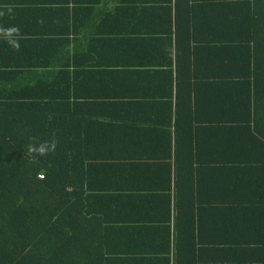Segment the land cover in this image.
<instances>
[{"label":"trees","instance_id":"obj_1","mask_svg":"<svg viewBox=\"0 0 264 264\" xmlns=\"http://www.w3.org/2000/svg\"><path fill=\"white\" fill-rule=\"evenodd\" d=\"M99 1L102 0H20L11 5L0 1V11L6 13L0 17V25L20 30L19 50L0 37V264L124 263L123 258L115 257L114 240L108 237L114 227L104 225L108 224L104 213L92 210L93 189L88 183L95 156L90 148L96 143L89 142L88 135L93 121L84 117L77 104V19L83 11L77 7L89 9ZM111 1L115 7L126 8L125 12H134V20L142 17L137 12L145 7L166 8L169 12L167 28L156 31L166 36L167 43L161 39L164 43H159L158 48L168 45L167 65L171 70L170 42L174 38L180 157L177 171L183 183L190 180L192 188L195 169L190 156L193 150L201 149L203 131L209 137L245 130L249 133L252 102L256 117L258 100L264 98V90L252 92L250 83L252 79L253 88L260 80L264 83V0H235L241 4L229 10L221 6L223 11L214 18L217 24L210 25L211 35L205 47L196 44L194 0ZM20 4L26 6H17ZM8 8L12 9L10 15ZM218 21L222 24L218 25ZM224 22L228 24L224 26ZM131 32L134 38L156 34L140 29ZM220 33L222 37L216 39ZM149 36L141 43L152 45L156 40ZM121 39H115L114 45ZM133 43L135 46L136 39ZM207 60L208 70L215 73L221 68L240 73L227 79L230 81L224 93L220 84L213 82L219 78L197 76L196 71L201 65L206 67ZM201 80L207 81L209 92L208 88L201 91ZM171 95L173 89L169 98ZM202 105L206 109L209 106L207 114L215 118L225 109L231 110L241 115L244 126L227 127L224 132L212 123L207 127L200 118ZM53 134L58 140L54 152L44 157L27 153L33 137L36 142L47 141ZM253 141L254 137L240 142L241 146H252ZM259 144L264 145L263 141ZM180 187L183 188L177 190L176 199L183 223L176 227L178 253L193 246L186 243L190 233L187 212H182L186 203L194 204L193 189L189 193L186 183ZM154 197L136 199L142 203ZM164 228L167 239L169 227Z\"/></svg>","mask_w":264,"mask_h":264},{"label":"crops","instance_id":"obj_2","mask_svg":"<svg viewBox=\"0 0 264 264\" xmlns=\"http://www.w3.org/2000/svg\"><path fill=\"white\" fill-rule=\"evenodd\" d=\"M5 1L11 5L20 0ZM194 1L196 44L205 47L210 25L217 24L214 18L223 11L221 6L229 10L241 2ZM77 9L83 10L77 19V104L84 117L93 121L88 137L89 142L96 143L90 148L95 160L90 163L88 185L93 189L92 210L104 213L108 220L104 225L114 227L108 237L114 240L115 257L123 258V264H264V145L259 144L264 143V98L258 100L256 117L252 102L249 133L245 130L209 137L203 131L201 149L193 150L191 156L186 153L195 169L191 188L190 180L183 183L177 171L180 157L174 38L170 42L171 70L167 65L168 45L158 48L159 43H167L166 36L156 31L167 28L169 12L166 8L145 7L137 12L142 17L134 20V12L115 7L111 0ZM227 24L224 22V26ZM136 29L156 34L134 38L131 30ZM114 30L119 34H113ZM218 34L216 39L222 37ZM148 35L156 40L152 45L141 43ZM118 37L122 39L114 45ZM206 64L199 67L197 76L219 78L210 81L220 84L222 93L230 81L227 79L240 74L223 68L215 73L207 68L209 60ZM199 83L201 91L208 88L209 92L206 80ZM250 83L252 92L264 90L262 80L254 88L252 79ZM204 107L200 108V118L207 127L212 123L224 132L227 127L244 126L241 115L231 110L225 109L215 118L207 114L209 106ZM252 137V146H241L240 141ZM185 183L194 196V204L186 203L182 210L187 212L190 233L186 243L193 246L178 253L176 227L183 222L176 193ZM149 195L155 197L142 203L136 199ZM97 220L101 222V218ZM149 226L156 228L151 230ZM183 237L186 239L187 234Z\"/></svg>","mask_w":264,"mask_h":264},{"label":"clouds","instance_id":"obj_3","mask_svg":"<svg viewBox=\"0 0 264 264\" xmlns=\"http://www.w3.org/2000/svg\"><path fill=\"white\" fill-rule=\"evenodd\" d=\"M7 13L10 15L12 13V9L8 8ZM6 13L4 11H0V17H3ZM19 33L20 30L16 26H4L0 25V37L6 39V42L12 47L14 50H19ZM17 37V38H13ZM58 144V140L55 138L53 134L52 139L47 141H40L36 142V138L33 137L32 141L28 143L26 147V151L28 154L33 156H40L44 157L47 156L49 153L55 151Z\"/></svg>","mask_w":264,"mask_h":264}]
</instances>
